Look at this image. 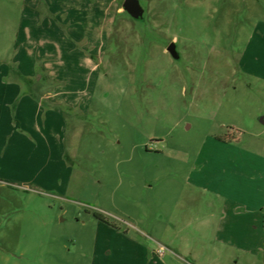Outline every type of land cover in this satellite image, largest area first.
Returning <instances> with one entry per match:
<instances>
[{
    "label": "rangeland",
    "instance_id": "rangeland-1",
    "mask_svg": "<svg viewBox=\"0 0 264 264\" xmlns=\"http://www.w3.org/2000/svg\"><path fill=\"white\" fill-rule=\"evenodd\" d=\"M140 2L0 0V65L31 30L79 107L43 172L0 157V264H264V0Z\"/></svg>",
    "mask_w": 264,
    "mask_h": 264
},
{
    "label": "crops",
    "instance_id": "crops-1",
    "mask_svg": "<svg viewBox=\"0 0 264 264\" xmlns=\"http://www.w3.org/2000/svg\"><path fill=\"white\" fill-rule=\"evenodd\" d=\"M61 8L65 10L66 22L69 20V9L64 5ZM260 32L259 44L255 43L251 48L252 52H249L254 58L250 56L243 68L249 73L264 78V26ZM24 40L22 49L20 46L17 53L10 58L11 61L6 63V66L0 65V157L6 158L16 166L38 165L43 172L44 168L52 163L53 150L55 149L58 154L63 152L65 131L63 113L65 110L77 111L79 107L76 100L67 99L59 89H48L50 85L42 81V73L36 64L31 30L24 34ZM44 59L41 66L50 79L59 80L60 77L53 72L48 56L46 55ZM12 69L15 73H12ZM56 106H60L64 112L58 111ZM240 199L242 200L243 197ZM232 200L239 206V196L233 197ZM240 204L247 205L245 201ZM243 206L241 209L233 208L232 211L235 212L232 214L237 216L241 214V221L246 216L249 217L247 218L251 226L249 229L257 231L261 227L264 232V213L261 219L260 204L247 205V208L242 210ZM243 225L236 222L234 227L243 230ZM259 249L264 253V238L262 247L256 250ZM248 251L254 258L255 251ZM239 262L238 258L237 264Z\"/></svg>",
    "mask_w": 264,
    "mask_h": 264
},
{
    "label": "water",
    "instance_id": "water-1",
    "mask_svg": "<svg viewBox=\"0 0 264 264\" xmlns=\"http://www.w3.org/2000/svg\"><path fill=\"white\" fill-rule=\"evenodd\" d=\"M123 9L135 20H142L144 18L145 8L142 6L140 0H124ZM167 50L175 60L180 59L176 42L170 43ZM261 122L264 124V118H262Z\"/></svg>",
    "mask_w": 264,
    "mask_h": 264
},
{
    "label": "trees",
    "instance_id": "trees-1",
    "mask_svg": "<svg viewBox=\"0 0 264 264\" xmlns=\"http://www.w3.org/2000/svg\"><path fill=\"white\" fill-rule=\"evenodd\" d=\"M40 67H41V73H42V81H43L44 83L50 85V87H48V89L53 90V89H55L56 87H58V82L55 81V80L50 79V77L48 76L46 70H45L42 66H40ZM12 73H15V70L12 69ZM38 87H39L40 89L42 88L41 86H38ZM36 98H39V97H36ZM56 109H57L58 111H59V110H62V109L60 108V106H56ZM62 111L64 112V110H62Z\"/></svg>",
    "mask_w": 264,
    "mask_h": 264
}]
</instances>
